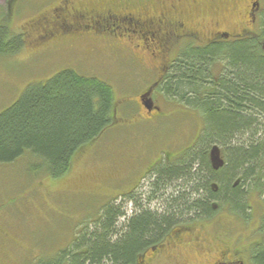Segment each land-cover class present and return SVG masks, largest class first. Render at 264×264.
<instances>
[{
    "label": "trees",
    "instance_id": "1",
    "mask_svg": "<svg viewBox=\"0 0 264 264\" xmlns=\"http://www.w3.org/2000/svg\"><path fill=\"white\" fill-rule=\"evenodd\" d=\"M3 17L0 10V22ZM49 20L51 16H40L33 24ZM34 37L31 43L40 46L42 41ZM263 42L264 37H250L232 44L189 45L157 86L160 94L196 110L203 120L195 142L178 153L179 160L153 173L158 183L169 187L184 182L179 196L177 190L170 194L172 215L142 210L123 226V205L106 203L96 214L94 228L78 230L67 248L40 264H130L139 249L158 239L181 217L210 213L211 199L222 197L241 208L245 190L256 185L264 189L263 180L256 178L262 176L264 165ZM24 45L25 38L0 23V58L15 56ZM219 64L223 67L217 74ZM115 110L109 82L62 69L30 85L0 112V165L35 160L29 168L31 174L63 177L76 154L112 126ZM212 147H219L225 160L217 170L210 162ZM240 177L241 184L234 186ZM212 184L218 185V193ZM187 191L190 193H182ZM202 191L207 198H201Z\"/></svg>",
    "mask_w": 264,
    "mask_h": 264
},
{
    "label": "rangeland",
    "instance_id": "2",
    "mask_svg": "<svg viewBox=\"0 0 264 264\" xmlns=\"http://www.w3.org/2000/svg\"><path fill=\"white\" fill-rule=\"evenodd\" d=\"M53 1L0 0L4 14L0 23L25 38L19 53L0 58V112L15 103L30 85L68 68L109 82L114 89L116 110L112 126L76 154L70 171L63 177L31 174L29 168L36 164L35 160L20 159L11 165H0V264H40L67 248L78 230L94 228L93 221L104 204L120 202L123 191L137 183L160 153L169 159L184 152L203 127L196 110L167 99L157 89L147 94V88L158 80L154 72H149L156 63L149 60L143 48L135 47L142 41L130 28L113 32L116 38L106 42L89 33L73 44L54 40L51 43L60 46H50L49 50L34 46L31 40L38 28L33 22L40 16L53 15L48 11ZM237 14L222 11L217 19L213 11H198L188 28L199 32L201 42H206L214 29L236 36L243 26ZM248 28L256 30L255 26ZM222 67L223 64L217 65V74ZM152 97L159 107L157 112L143 108ZM214 148L210 151L212 163ZM150 180L146 177L141 193L149 191ZM246 206L249 215L257 217L263 212L256 197L250 198ZM231 219L225 217L228 223ZM233 232L236 233L229 239L236 238L238 248L258 241V236ZM166 255L156 264H167ZM194 257L191 252L186 259L195 264Z\"/></svg>",
    "mask_w": 264,
    "mask_h": 264
},
{
    "label": "flooded vegetation",
    "instance_id": "3",
    "mask_svg": "<svg viewBox=\"0 0 264 264\" xmlns=\"http://www.w3.org/2000/svg\"><path fill=\"white\" fill-rule=\"evenodd\" d=\"M49 7L48 11L53 13L52 20L36 25L37 35L34 37L42 41L40 46L34 45L45 46V50H49L50 46H60V43H51L54 40H63L70 44L92 33L106 42L116 38L117 34L113 32L132 29V33L137 34V38L142 41V45L136 44L135 47L143 48L149 60L156 63L153 71L149 69V72H154L158 80L147 88V94L156 90L167 75L172 62L189 45L200 47L209 44H232L250 37H264V0H54ZM206 9L217 14V19H220L222 11L229 14L238 13L243 24L241 33L232 36L228 32L214 29L206 42L198 41L199 32L188 27L192 25L194 14ZM51 24L61 31L54 30ZM215 25L218 28L219 22L216 21ZM248 26H255V32L250 31ZM49 43L53 45H48ZM117 49L116 47V51H119ZM151 99L146 100L143 108L147 112L159 111L154 98ZM178 158V154H175L173 158L164 159L160 153L159 158L147 167L137 183L129 191H123L121 200L117 203L123 205V226L126 225V220L140 214L142 210L160 216L172 215L169 213L170 194L177 190L179 196L184 182L179 181L169 187L158 183L157 176H153V173L164 165L172 167V163L178 161ZM220 159L222 165L214 164L210 159L215 170L221 168L225 162L222 153ZM262 169V176L259 178L263 180L264 185V165ZM146 177L151 180L149 191L144 194L140 190ZM241 182L240 177L234 186ZM212 189L215 193L219 192L217 184H212ZM188 192L190 193H182ZM200 195L201 198H207L204 191ZM244 195V206L241 208L220 197L211 199L210 213L192 212L189 216L181 217L158 239L139 249L130 264H156L165 254L167 264H189L188 262H192L187 260L186 256L191 252L195 255V261L197 258L195 264H264V189L260 190L256 185L245 190ZM252 197H256L262 204L263 212L260 216L249 215L246 202ZM128 203L131 212H128ZM225 217H232L230 223L225 221ZM233 231L258 236V241L238 248L237 239H229L236 233Z\"/></svg>",
    "mask_w": 264,
    "mask_h": 264
},
{
    "label": "water",
    "instance_id": "4",
    "mask_svg": "<svg viewBox=\"0 0 264 264\" xmlns=\"http://www.w3.org/2000/svg\"><path fill=\"white\" fill-rule=\"evenodd\" d=\"M219 153L220 152H219L218 148L215 147L213 149V153H212V161H213L214 164L222 165L223 162H222V160L219 157Z\"/></svg>",
    "mask_w": 264,
    "mask_h": 264
}]
</instances>
